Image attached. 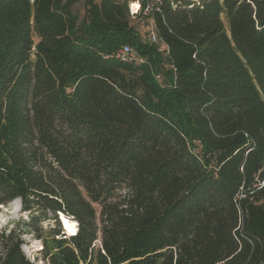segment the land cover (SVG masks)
I'll return each mask as SVG.
<instances>
[{
  "label": "trees",
  "instance_id": "1",
  "mask_svg": "<svg viewBox=\"0 0 264 264\" xmlns=\"http://www.w3.org/2000/svg\"><path fill=\"white\" fill-rule=\"evenodd\" d=\"M128 1L0 0V204L44 264H264V0L163 4L167 57Z\"/></svg>",
  "mask_w": 264,
  "mask_h": 264
},
{
  "label": "built area",
  "instance_id": "2",
  "mask_svg": "<svg viewBox=\"0 0 264 264\" xmlns=\"http://www.w3.org/2000/svg\"><path fill=\"white\" fill-rule=\"evenodd\" d=\"M165 3H167L173 11L179 6V0H129L127 3V11L132 20H150V31L147 34V39L157 45L159 51L163 52V56L167 57L169 55L168 46L158 36V33L155 30V21L152 17L153 15L158 14L163 19V4ZM111 57L122 62H142L136 52L129 46H123L114 54V56ZM156 78L157 80H160V76H156Z\"/></svg>",
  "mask_w": 264,
  "mask_h": 264
},
{
  "label": "clouds",
  "instance_id": "3",
  "mask_svg": "<svg viewBox=\"0 0 264 264\" xmlns=\"http://www.w3.org/2000/svg\"><path fill=\"white\" fill-rule=\"evenodd\" d=\"M0 208H3V212H0V230L6 233H11L19 220H29V212L27 210L21 211L24 209V204L23 198L19 195L7 202L6 207L0 204ZM44 226L47 227V225ZM65 227L67 226L65 225ZM24 239L27 245H22L21 251L25 254L29 264H44L43 259L40 258L44 247L42 239L36 238L35 233L25 234Z\"/></svg>",
  "mask_w": 264,
  "mask_h": 264
},
{
  "label": "rangeland",
  "instance_id": "4",
  "mask_svg": "<svg viewBox=\"0 0 264 264\" xmlns=\"http://www.w3.org/2000/svg\"><path fill=\"white\" fill-rule=\"evenodd\" d=\"M85 1L86 0H78L77 4L74 7V11L80 17L83 16L84 11H85L84 10V2ZM95 1H99V0H95ZM131 21H132L131 23L136 27V29H138V31L142 34L143 39L145 41H147L148 39H145V32L148 34L150 31V27H149L150 20H148L147 25L145 23L147 21L146 19H141V20L136 19V20H131ZM21 211H24V210L22 209ZM0 212H3V208H0ZM47 218H51V215H48ZM29 220H30V216H29ZM29 220L28 221H24L22 219L19 220L18 222H16V227L13 229L16 232H19L20 238L23 241L22 245H25V246L27 245V242L24 239L25 234L35 233L36 238H38L37 235H40L42 237H48L47 235L50 234L53 229L57 228L53 220L45 219V220H40L36 223L37 231H35L30 226H27V223L29 222ZM61 224H62V221L60 223V226H61ZM44 225H47V227H45ZM24 227H26L27 230H23ZM63 228H65V225L63 226ZM61 229H62V227H61ZM64 230L66 231V228ZM73 233H74V231L72 229H71V231L67 232L68 235L73 234ZM40 258L43 259V262L45 261L43 258L42 252H41Z\"/></svg>",
  "mask_w": 264,
  "mask_h": 264
},
{
  "label": "bare ground",
  "instance_id": "5",
  "mask_svg": "<svg viewBox=\"0 0 264 264\" xmlns=\"http://www.w3.org/2000/svg\"><path fill=\"white\" fill-rule=\"evenodd\" d=\"M62 227H63V226H62ZM69 229H72L74 232H75V230H76L74 226L66 227V231H67V232H69ZM67 232H66V233H67ZM73 234H74V233H73ZM70 235H72V234H70Z\"/></svg>",
  "mask_w": 264,
  "mask_h": 264
}]
</instances>
